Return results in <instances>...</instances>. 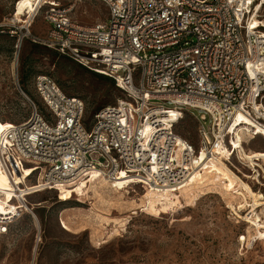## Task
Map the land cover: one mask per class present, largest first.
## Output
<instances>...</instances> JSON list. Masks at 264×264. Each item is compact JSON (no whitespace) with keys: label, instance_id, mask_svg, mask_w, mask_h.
<instances>
[{"label":"built area","instance_id":"obj_1","mask_svg":"<svg viewBox=\"0 0 264 264\" xmlns=\"http://www.w3.org/2000/svg\"><path fill=\"white\" fill-rule=\"evenodd\" d=\"M101 1L109 17L92 26L73 20L72 8L44 2L34 15L45 12L49 29L35 41L113 79L123 97L102 108L87 129L86 103L68 96L54 78L35 79L41 108L20 88L31 115L20 123L3 122L0 132V165L15 186H25L16 181L22 178L35 194L61 191L90 182L96 172L110 182L123 174L129 186L181 196L204 154L210 162L223 160L252 189L264 190V157L252 164L235 144L239 133L243 149L263 135L248 134L237 117L243 112L264 124L262 1ZM187 115L197 121L198 144L176 132ZM205 167L199 165V172ZM22 198L15 197L16 204ZM252 207L243 199L227 204L236 224L247 223ZM15 221L0 220V234Z\"/></svg>","mask_w":264,"mask_h":264},{"label":"rangeland","instance_id":"obj_2","mask_svg":"<svg viewBox=\"0 0 264 264\" xmlns=\"http://www.w3.org/2000/svg\"><path fill=\"white\" fill-rule=\"evenodd\" d=\"M54 1L72 8L73 20L83 26L109 17L101 0ZM23 11L21 0H0V124L20 123L31 115V104L20 88L41 106L34 83L37 76L48 75L68 96L86 103L85 126L90 129L99 109L116 104L122 94L106 79L35 41L49 29L45 12L35 15L29 33H22L27 26L16 17ZM176 132L198 144L192 116L187 115ZM263 139L257 136L245 150L264 151ZM208 171L183 188L181 196L133 185L124 203L106 205L95 199L99 210L87 195V183L79 195L77 184L28 196V210L22 199L17 204L13 200L21 209L0 218L16 220L7 234H0V264H264V238L244 247L240 239L247 236L249 225L236 224L227 208L242 196L224 187L222 176L228 175L219 167L216 173ZM253 190L259 192L256 186ZM63 193L69 197L64 202L59 199ZM260 208L259 213L264 206Z\"/></svg>","mask_w":264,"mask_h":264},{"label":"bare ground","instance_id":"obj_3","mask_svg":"<svg viewBox=\"0 0 264 264\" xmlns=\"http://www.w3.org/2000/svg\"><path fill=\"white\" fill-rule=\"evenodd\" d=\"M51 1V4L56 5V1L54 0H21V7L24 10L22 15H18L16 17V20L23 23L24 25H32L36 9L44 4H47ZM55 2V4H54ZM262 7L264 6V0L261 2ZM259 19L254 17L252 19V25L257 28L259 24ZM16 66V64H15ZM16 80V78H15ZM175 111L171 110V120H175ZM239 118L238 125L242 127V129H245L248 134L252 135L254 133L256 134H263L264 138V124L255 119L252 116H249L246 113H239L237 115ZM3 125L0 124V132L3 130ZM242 139V134L239 133V138L235 140V144L239 146L241 157L244 160L249 161L250 163H254V158H262L264 157V151H257L253 150L251 152H247L245 149H243L242 146H240V142ZM264 140V139H263ZM220 153L225 155L224 147H221ZM216 161L212 160L211 162L208 160V158L203 154L200 156V158L196 159L194 162V171L192 174L191 182L186 185L185 187H191L194 184V181L197 177H202V172H199V165L206 166V169H209L208 175L213 173H216V168L219 167L222 171H224L228 176H222L223 183L232 185H235V192L231 191L232 193H235L236 195H241L243 200L251 199L253 202L252 210L247 214L245 219L247 220V224L249 225L247 236H243L240 241L242 244H244V247L247 245L249 248L252 246L253 242H257L258 240L264 238V209H262L261 213L257 212V210L260 207L264 206V195L261 192L254 191L247 183L239 180L237 176L230 170V168L226 165V163L221 159H215ZM215 171V172H214ZM29 170H26L25 174L28 173ZM18 184H25V186H15L14 182L10 180V178L7 176V174L4 172V170L1 168L0 165V218L6 219L13 216L17 211L18 208L20 209L21 204L24 205L26 208L27 206H30L31 203L28 202L27 197L35 195V191H31L32 185H27V183L22 178L16 179ZM131 180L127 178L126 175H121V177L114 181L110 182L107 179L98 178V175L96 172H94L91 176L90 182H87V195L92 198L93 200V206L94 210H99L97 206V202L95 199L103 204H118V203H124L126 199L129 198L130 192L127 191V189L130 187L129 182ZM23 182V183H22ZM86 182H82L78 191L77 195L80 194V192L84 189H82V185ZM42 186V183L41 185ZM39 186V187H40ZM74 186V185H73ZM71 187V186H70ZM184 187V188H185ZM259 191V190H258ZM43 193V192H40ZM238 193V194H237ZM22 198V203L16 205L14 203V198L18 197ZM60 201L64 202L69 199L66 193H63L61 196H59ZM48 203V202H47ZM33 205V206H38ZM41 205V204H40ZM231 205V204H230ZM39 207V206H38ZM93 208V207H92ZM29 208L27 207V210ZM31 209V208H30ZM261 209V208H260ZM26 210V211H27ZM37 251V248L35 252Z\"/></svg>","mask_w":264,"mask_h":264},{"label":"trees","instance_id":"obj_4","mask_svg":"<svg viewBox=\"0 0 264 264\" xmlns=\"http://www.w3.org/2000/svg\"><path fill=\"white\" fill-rule=\"evenodd\" d=\"M63 57V56H62ZM93 74H95V75H97V76H99V77H102V78H104V79H106L107 81H109V83L111 84V86L113 87V88H116L121 94H122V96H123V92L119 89V88H117V86H116V82L113 80V79H111V78H108V77H106V76H103V75H100V74H97V73H94V72H92ZM109 106V105H108ZM40 108H41V106H39ZM106 107V106H105ZM104 108V107H103ZM102 108H100L99 109V111L101 110ZM98 111V112H99ZM97 112V113H98ZM96 113V114H97ZM30 117V116H29ZM28 117V118H29ZM27 118V119H28Z\"/></svg>","mask_w":264,"mask_h":264},{"label":"crops","instance_id":"obj_5","mask_svg":"<svg viewBox=\"0 0 264 264\" xmlns=\"http://www.w3.org/2000/svg\"><path fill=\"white\" fill-rule=\"evenodd\" d=\"M223 183V182H222ZM224 185V187L229 191V192H231V191H234L235 190V185L234 184H232V185H229V184H223ZM231 190V191H230ZM235 192V191H234ZM232 193V192H231ZM232 194H235V193H232Z\"/></svg>","mask_w":264,"mask_h":264}]
</instances>
